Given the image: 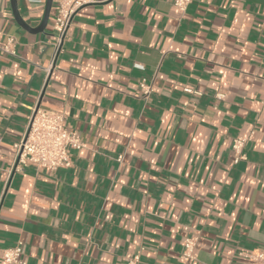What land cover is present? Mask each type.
Returning a JSON list of instances; mask_svg holds the SVG:
<instances>
[{"label": "crops", "instance_id": "0c3cea01", "mask_svg": "<svg viewBox=\"0 0 264 264\" xmlns=\"http://www.w3.org/2000/svg\"><path fill=\"white\" fill-rule=\"evenodd\" d=\"M57 1L30 33L0 0V264L18 242L26 264H188L190 234V264H250L238 254L264 250V0H192L183 14L169 0H91L47 72ZM16 6L41 24L46 0ZM36 105L84 147L68 167L12 171ZM251 132L233 164L232 139Z\"/></svg>", "mask_w": 264, "mask_h": 264}, {"label": "built area", "instance_id": "2783aa9c", "mask_svg": "<svg viewBox=\"0 0 264 264\" xmlns=\"http://www.w3.org/2000/svg\"><path fill=\"white\" fill-rule=\"evenodd\" d=\"M172 5L182 14L186 12L192 0H169ZM91 0H58L56 13L53 18V42L50 67L60 53L64 37L75 13ZM264 27V22L262 24ZM13 37H8L2 50L14 55ZM139 89L144 99L154 91L152 83L145 80L140 81ZM253 133L245 137H235L231 142L232 162L236 164L246 160L244 149L246 143L252 139ZM84 143L80 135L66 128L63 124V115L59 112L41 108L36 105L32 107L24 132L20 140L13 146L14 157L11 165L12 171H19L22 167L32 164L38 168L55 171L61 167L70 165L69 150H80ZM122 157L117 161L121 162ZM187 230V229H185ZM198 243L196 234L186 235L183 240V250L180 259L184 263L196 261L195 250ZM250 264H264V250H254L238 254ZM139 254L129 258L125 264H138ZM1 264H26L23 259V245L16 243L11 248L2 250Z\"/></svg>", "mask_w": 264, "mask_h": 264}, {"label": "water", "instance_id": "95a60500", "mask_svg": "<svg viewBox=\"0 0 264 264\" xmlns=\"http://www.w3.org/2000/svg\"><path fill=\"white\" fill-rule=\"evenodd\" d=\"M52 2L53 0H46V7H45V13L42 19L41 24L35 28V29H31L26 23H24V21L20 18L18 11H17V6H16V0H10L11 3V8H12V13H13V17L16 21V23L25 31L30 32V33H41L44 28L45 25L47 23L48 20V16H49V12L52 6Z\"/></svg>", "mask_w": 264, "mask_h": 264}]
</instances>
